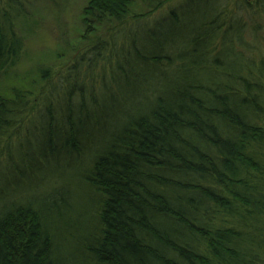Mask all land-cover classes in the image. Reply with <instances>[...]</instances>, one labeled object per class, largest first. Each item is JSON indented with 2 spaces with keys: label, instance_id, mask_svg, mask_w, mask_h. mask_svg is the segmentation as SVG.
Instances as JSON below:
<instances>
[{
  "label": "trees",
  "instance_id": "1",
  "mask_svg": "<svg viewBox=\"0 0 264 264\" xmlns=\"http://www.w3.org/2000/svg\"><path fill=\"white\" fill-rule=\"evenodd\" d=\"M28 3L0 0V81ZM81 19V45L0 97V264H264V0Z\"/></svg>",
  "mask_w": 264,
  "mask_h": 264
},
{
  "label": "rangeland",
  "instance_id": "2",
  "mask_svg": "<svg viewBox=\"0 0 264 264\" xmlns=\"http://www.w3.org/2000/svg\"><path fill=\"white\" fill-rule=\"evenodd\" d=\"M88 1L29 0L27 13L30 23L24 22L19 26V32L27 43V55L13 72L15 77L0 81V97H9L14 87L30 86L36 79L37 67L56 64L57 56L63 53L65 58L68 57L69 43L81 45L79 39L84 30L81 17ZM45 190L30 189L29 193L37 196Z\"/></svg>",
  "mask_w": 264,
  "mask_h": 264
}]
</instances>
